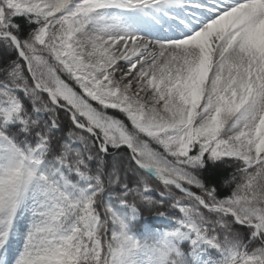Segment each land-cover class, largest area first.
Returning a JSON list of instances; mask_svg holds the SVG:
<instances>
[{
	"label": "snow or ice",
	"instance_id": "snow-or-ice-1",
	"mask_svg": "<svg viewBox=\"0 0 264 264\" xmlns=\"http://www.w3.org/2000/svg\"><path fill=\"white\" fill-rule=\"evenodd\" d=\"M0 264H264V0H0Z\"/></svg>",
	"mask_w": 264,
	"mask_h": 264
}]
</instances>
